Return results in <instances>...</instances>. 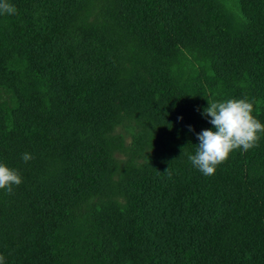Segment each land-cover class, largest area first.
Returning <instances> with one entry per match:
<instances>
[{"label": "trees", "instance_id": "trees-1", "mask_svg": "<svg viewBox=\"0 0 264 264\" xmlns=\"http://www.w3.org/2000/svg\"><path fill=\"white\" fill-rule=\"evenodd\" d=\"M8 3L5 264H264V135L212 176L189 160L208 101L247 99L264 125V0ZM117 128L165 147L120 159Z\"/></svg>", "mask_w": 264, "mask_h": 264}, {"label": "clouds", "instance_id": "clouds-1", "mask_svg": "<svg viewBox=\"0 0 264 264\" xmlns=\"http://www.w3.org/2000/svg\"><path fill=\"white\" fill-rule=\"evenodd\" d=\"M15 13L16 8L8 3V0H0V14ZM252 113L253 104L247 99L208 101V107L203 110L202 115L211 118L208 122L214 126L215 131L203 130L197 134L200 143L195 147V154L189 156L192 165L204 175L212 176L217 166L228 160L234 150L242 149L246 152L257 147L260 136L264 135V125L254 118ZM189 131L193 129L189 127ZM31 159L33 157L28 153L22 156V160L26 163ZM21 183L22 178L16 170L0 164V189L11 193L13 186H19ZM0 264H5L2 255H0Z\"/></svg>", "mask_w": 264, "mask_h": 264}, {"label": "rangeland", "instance_id": "rangeland-1", "mask_svg": "<svg viewBox=\"0 0 264 264\" xmlns=\"http://www.w3.org/2000/svg\"><path fill=\"white\" fill-rule=\"evenodd\" d=\"M118 134H120L121 138H122V142L123 145L121 146V148L119 149L120 151L115 153L114 155L120 159H125L128 156L125 155V153H129V150L132 149L134 150V158H136L137 155L141 154L144 155V153H149V154H153V153H157L160 152L162 150V148L165 147V145L159 141H155L152 137L146 133H143L139 136V140H144L143 142L145 143V147H142V150L144 151H139L137 150V148H135L133 146V138L132 135H130V132L127 131H123V129L117 128ZM136 161H140V159H136ZM134 164L136 165V163L134 162Z\"/></svg>", "mask_w": 264, "mask_h": 264}]
</instances>
